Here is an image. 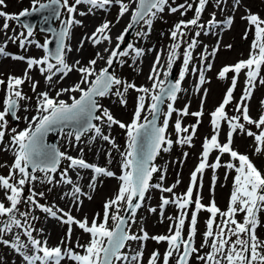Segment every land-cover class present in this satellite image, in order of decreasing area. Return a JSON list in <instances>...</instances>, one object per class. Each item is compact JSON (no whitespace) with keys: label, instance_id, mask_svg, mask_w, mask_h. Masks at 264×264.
Listing matches in <instances>:
<instances>
[{"label":"snow or ice","instance_id":"6c2138e0","mask_svg":"<svg viewBox=\"0 0 264 264\" xmlns=\"http://www.w3.org/2000/svg\"><path fill=\"white\" fill-rule=\"evenodd\" d=\"M113 3L119 5V13L117 23L130 10V4L135 3L136 7L131 10V19L126 28L116 37L115 48H105L104 52L108 53L107 58L97 52L95 58L89 60L87 64H82L80 60H76L73 64H68L66 61V53H70L72 48L66 43L70 36V30L74 25H81L82 21L74 18L77 13V6L86 4L89 5L88 12L92 9H105L106 6H111ZM168 0H129V3H124V0H74V3L69 0H48V3H41L40 0H32L31 10L25 9L18 15L8 14L0 11V18L4 19L2 29L7 33L9 29V21L19 20L20 17H27L35 13H48L44 16L45 22L50 19H59L61 9H65L67 18L61 21L59 31L48 29L55 38L56 47L52 51L49 45L52 40L46 39L41 45L38 42L32 41L29 38L33 36V28L31 25H23L27 29V34L21 32L19 36H9L8 40L16 42L19 40L21 48L26 46V43H36L38 48H43L46 53L43 57L28 58L25 56H13L12 59L24 61L26 69L22 77L9 75L7 82L0 79V85L6 83V98L4 100V109L0 111V141L3 140L5 132L2 130L6 124V117L11 115L12 118L18 119L16 112L19 108V102L29 100L30 97L24 95L21 86L26 81L31 83V90L35 93L38 82L32 81L29 73L35 68L45 77L46 84L59 83L72 72L79 74V81L68 88H62L56 91L55 96L50 95L49 91L37 93L36 115L28 122V127L24 130L16 132L12 137V143L15 146V159L12 164L9 175L7 177L0 176V189L4 190L5 199L9 202L8 206L0 202V217L6 218L0 221V244L13 249L16 253L23 257L26 264H61V261L67 256L76 264H114V261H131L133 264H140L143 257V244L140 251L135 255L128 257L123 254L124 249L129 241H147L149 239L160 242H167L168 248L163 256V264H169L170 257L177 254L178 259L176 264H189V259L193 253H198L199 249L195 247V236L197 234V214L200 211L209 213V218L206 220V231L203 234V242L201 247H208L210 251L203 256H198V259L204 264H264V241L258 239L256 229L258 227L257 213L264 207V175L254 166L250 158L245 154H240L232 148L233 133L245 131V123L247 125H255L257 129H261L259 134L252 131H247L249 137H254L255 152L260 153L264 148V114H261L258 120H253L250 116V106L247 101L252 98L253 91L256 86L257 78L260 75L262 66H264V20H261L255 14H249L244 17L250 25L255 26V38L252 44V51L249 58L245 61H239L234 65H225L218 72V79L225 80L229 73H234L231 78L230 87L227 89L222 103L210 114V122L214 134L211 138H205L203 150L200 158V163L191 173L190 184L186 192L177 196L173 192L176 185L170 187H162L161 184L151 185L153 173L159 171L153 165V161L161 150L168 151L171 148L172 141L166 138V131L169 127V119L177 109L174 108V102L177 99V94L181 91V82L185 79V74L189 70V64L193 58L192 50L196 47L195 39L188 43L187 48L183 52V67L179 72L177 80L170 81L167 78L172 74L173 65L179 58L178 50L181 48L183 38L185 37L186 29L192 27L205 28L204 24H200L201 14L203 13L208 0H199L198 6L195 8V16L191 20H181L176 23L171 32L170 39L174 43L170 46L166 68L161 65L162 52H158L155 61L150 70L148 79L152 82L151 89L145 86H137L135 83L123 81L116 77L114 73L109 71L112 68L114 60L120 57H127L130 53H134L135 58L144 55L143 49L134 48L132 44H128L125 50H121V45L125 42V37L128 31L134 25L144 22L151 27L152 19L157 13L162 12ZM4 4V0H0V5ZM185 5L170 8V12L175 13ZM192 5L188 4L185 12L191 10ZM88 12H80L83 16ZM227 26H231L233 20H227ZM217 21L213 14L212 19L207 22V27L216 26ZM111 31V22L105 21L90 35L82 39L77 51L84 46L85 40L90 42L93 47L107 42L112 43V38L109 35ZM197 31L195 36H200ZM139 35V34H138ZM247 33L245 34V38ZM6 43L0 46V56H6ZM229 48L231 45L228 46ZM218 51V46L213 50L211 55L214 57ZM207 57H202L206 59ZM104 60V67L97 68V63ZM54 61V62H53ZM123 65L124 61H120ZM159 66V68H158ZM207 70H211L212 65L207 64ZM196 69H193L195 71ZM243 70L245 72L246 82L243 94L240 101L235 105V111L239 113L237 116L229 117L225 111L233 100V92L237 87L238 77ZM161 71L165 77L160 79ZM59 76L58 80L54 81V77ZM206 82L204 70L200 71L199 83L203 85ZM264 84V78L259 81ZM81 85H84L82 87ZM113 90H115L113 92ZM129 90H134L139 95L134 110L133 118L129 124H125L111 114L107 108H103L98 103V97H105L110 94H115L120 98L121 105H126L125 98ZM199 90V89H198ZM65 93H79L77 98L74 95L69 96L71 103L64 99H59ZM207 95V90L204 91ZM150 99L147 111L151 116L143 117L145 111V102ZM167 103V111L162 113L161 106ZM264 105V101L261 102ZM203 102L201 110L189 113L188 107L179 111L180 116L192 115L197 118V124L189 126L191 128L190 135L182 137L178 140L180 144H191L192 137L196 133V128L200 122V117L203 116ZM99 113V114H97ZM163 114L164 119L162 124L158 126L157 121L160 115ZM241 119L244 123H241ZM99 121L100 124L94 123ZM226 121L229 127L227 133V142L221 143L218 139L220 135L221 122ZM106 124L108 128L117 125L124 129L127 134L126 151L121 153L122 156V174L118 177L120 185L114 198L107 200L103 206V217L97 213L93 216L91 222L85 216L82 219H76L70 212H65L56 204L48 206L41 204L37 197L43 199L45 193L43 191H31L27 196V201L23 200L25 193V185L37 180L40 183L53 184V176L57 172L58 165L61 160H67L68 166L60 174V181L63 184L72 185V191L61 195V199L69 197L79 203V196L86 195L81 188L74 184L69 176V169L76 170H91L93 175L90 178L88 187L95 190L98 178L114 177L115 173L106 167L90 164L83 158H77L67 155L66 152L60 151L54 146L45 143L46 135L54 130L63 131L64 127L74 126V132L67 133L69 143L72 137L77 143L81 141L84 134L94 132L92 139L97 137L102 138L115 147V142L109 135L102 132L100 125ZM189 127H182L180 119L175 122V131L177 134L188 133ZM167 145V147H164ZM215 150L220 155L229 154L233 161H239L237 167L233 163H228L226 167L232 169L235 167L237 175L234 178V189L230 196L229 206L226 211H222L216 204L214 198L210 200L208 205L202 203V196L198 192L195 200H193V191L197 187L198 174L200 176V188L203 187V174L206 168H211L213 171L221 166L220 156L216 157L214 163L209 164L208 158L210 153ZM186 155V154H185ZM111 156V153H108ZM31 168V172H29ZM40 171L44 173L43 178L37 177L35 173ZM17 175L19 178L17 179ZM79 177V172H77ZM163 180V176L161 177ZM216 177H212L211 193H214ZM179 184V180H177ZM151 187L159 189L161 192L171 193L172 198L161 196L160 213L163 215V210L169 204H174L179 210V215L175 218L174 225L169 226V235L149 236L141 227L142 235L132 233L131 226L136 224V213L141 208L142 202L145 199V194ZM52 189L49 188L48 191ZM91 199V196L87 197ZM134 201H136L134 203ZM22 202L30 203L32 208L28 212H19L18 206ZM194 204L192 211L187 237L183 233L185 220L188 216V209ZM39 209L47 216L59 220L60 223L67 225V237L70 239L73 226H76L83 233L89 234L90 240L87 245H77L82 247L84 254L74 253L71 249L62 251L60 246L49 247L48 241L36 239L33 237L34 231L43 232V229L37 230L29 222L31 211ZM121 211L124 215H120ZM151 212H156L157 209H149ZM17 213L24 218L22 223L17 218ZM238 213H244L243 222L237 221L235 218ZM59 214V215H58ZM217 217L220 222L217 223ZM37 217L31 216V220H36ZM112 221V226H109V220ZM173 220V217H169ZM215 225V230H214ZM174 227V231H173ZM13 228L20 229L12 239H4V236L11 234ZM21 234L27 237V243L21 241ZM235 237V239H232ZM211 240V243H209ZM63 243V241H61ZM31 248L32 255H28L24 249ZM160 258L159 252H153L148 260V264H157Z\"/></svg>","mask_w":264,"mask_h":264},{"label":"rangeland","instance_id":"374dc122","mask_svg":"<svg viewBox=\"0 0 264 264\" xmlns=\"http://www.w3.org/2000/svg\"><path fill=\"white\" fill-rule=\"evenodd\" d=\"M47 0H40L44 2ZM70 4L74 3V0H69ZM199 0H168V3L164 6L162 12L157 13L154 19H152L151 27L144 22H140L130 37L125 40L124 44L121 45V50H125L128 44H132L134 48L143 49L144 55L135 58L134 53H130L127 57H120L118 60H114L112 68L109 69L111 73H114L116 77L123 81L132 82L136 85L141 84L142 86L151 89L152 82L148 79L150 70L155 61L158 52H162L161 65L166 68V60L170 46L174 43L170 39V32L173 26L181 20L188 21L194 18L195 8L198 6ZM124 3H129V0H124ZM188 4L192 5L191 10H187L185 15H181V12H185V8ZM179 5H185V8H181L179 11L172 13L170 8L178 7ZM89 5L82 4L77 6V13L73 14L76 20L82 21L81 25H74L70 30V36L66 43L72 47L74 39H85L90 36L87 30L91 27L99 26L105 21L111 22V31L109 35L113 39L115 34L120 28L123 27L124 22L127 18L126 13L117 23V17L119 13V5L113 3L111 6H106L105 9H92L88 12ZM32 8V0H4V4L0 5V11L8 14L18 15L25 9ZM80 12H88L86 15H79ZM213 14L215 20L220 23L219 26L211 28L207 27V22L212 19ZM249 14L257 15L261 20H264V0H208L203 13L201 14L200 24H204L205 28L201 29L198 27H192L186 29V35L183 38L181 48L178 50L179 58L173 65L172 73H174V80L179 78V72L183 67V52L187 48L188 43L195 39L197 41L196 47L192 50L193 58L189 64V70L185 74V79L181 82V91L177 94V99L174 102V108L177 112H174L172 117L169 119V127L166 131V138L172 141L171 148L168 151L161 150L153 161V165L159 169L156 173H153L150 181L151 185L161 184L162 187H170L176 185L173 192L177 196L183 195L189 184L191 173L200 163L202 154V146L205 138H211L214 134L212 125L210 122V114L222 103L223 98L227 89L230 87L231 78L234 73H229L228 78L225 80L218 79V72L225 65H234L239 61L247 60L252 51V44L255 38V26L250 25L244 17ZM67 18L65 9H61V16L56 19L54 26L57 27L61 19ZM231 18L233 23L231 26H227V20ZM131 19V18H130ZM129 19V20H130ZM130 22V21H129ZM4 19L0 18V46L5 45V51L8 53L6 56H0V79L7 82L9 75L22 77L26 69V63L24 61L14 60L13 56H25L28 58H41L46 53L43 48H38L36 43H26L24 48L20 47L19 40L12 42L8 40L9 36H19L21 32L27 34L21 24L17 20L9 21V29L7 33L2 29ZM199 31L200 36H195V33ZM247 36L245 38V34ZM139 34V35H138ZM49 34L38 31L37 28L33 29V36L29 39L40 43L41 45L48 39ZM87 54L82 55V64L95 58L97 45L93 47L90 42ZM107 44V42L102 43ZM108 45V44H107ZM231 45L229 48L228 46ZM116 43L113 48H115ZM218 46L213 57L211 53ZM202 57H207L202 59ZM72 59H69L68 53H66V61L68 64H72ZM120 61H124L121 65ZM54 62V61H53ZM211 64V70H207V64ZM102 66H106L105 62ZM98 67V63L97 66ZM159 68V66H158ZM193 69H196L193 71ZM204 70L206 82L203 85L199 83L200 71ZM243 70L238 77L237 87L233 92L232 102L226 106L225 111L229 117L237 116L239 113L235 111V105L240 101V97L243 94L245 87L246 76ZM29 75L32 81L38 82L36 92L31 90V83L26 81L21 86L25 96L30 97L29 100H23L19 102V108L16 112L18 119L12 121L10 115L6 117L7 124L2 129L5 132L3 140L0 141V176L7 177L9 175L10 168L14 163L15 159V146L12 143V137L15 135L13 129L16 132L24 130L28 126V121L36 114L37 104V93L43 91H49L50 95L55 96L56 91L62 88H68L80 79L77 72L70 73L67 77L61 80L59 83L46 84L45 77L42 76L38 69H33ZM163 71H161L160 79L164 80ZM264 78V66H262L260 75L257 78L256 86L252 94V98L249 103L250 116L253 120H258L261 114H264V84L259 81ZM59 76L54 77V81L58 80ZM168 79V78H167ZM84 87V85H81ZM199 89V90H198ZM207 90V95H204V91ZM115 90H113L114 92ZM74 95L77 98L79 93H65L59 99H64L71 103L69 96ZM138 93L134 90H129L125 98L127 100L126 105H121L120 98L115 94H110L105 97H98V103L107 108L111 114L117 120L129 124L133 118L134 110L137 103ZM6 98V83L0 85V111L4 109V100ZM203 102V116L200 117V122L196 128V133L192 137L191 144H180L178 140L182 137L190 135L191 128L189 126L197 124V118L192 115L180 116L179 111L183 110L185 106L188 107L189 113L197 112L201 110V104ZM151 103L150 99L145 102V111L142 113L143 117L150 115L147 111L148 105ZM167 103L162 109V113L167 111ZM99 114V113H97ZM164 119L163 114L160 115L159 125L162 124ZM180 119L182 127H189L188 133L177 134L175 131V122ZM96 124H100L99 121H94ZM241 123L244 121L241 119ZM102 132L105 135H109L110 138L115 142L113 144L104 141L102 138L97 137L92 139L94 132H88L84 134L81 141L77 143L72 137L71 143L67 136L68 131H64L61 135L57 136V146L62 152H66L67 155L83 158L90 164H96L98 166L106 167L110 171L115 173L114 177H101L98 178L95 190L88 187L89 181L93 173L91 170H72L69 169V176L72 178L74 184H77L83 193L86 195L79 196V201L65 197L61 199V195L66 192L72 191V185L63 184L60 181V174L68 166L67 160H61L58 165L57 172L51 174L53 176V184L40 183L39 180L26 184L25 193L23 200L27 201V196L30 195L31 191L34 190L37 193L43 191L45 197L43 199L37 197L41 204L51 206L56 204L59 208L64 209L65 212H70L76 219H82L85 216L89 222L93 219L95 214H99L100 218L103 217V206L104 203L114 198L118 191L120 181L118 177L122 174V156L121 153L126 151L127 134L124 129L119 128L117 125H113L108 128L106 124L100 125ZM264 127V126H262ZM229 127L226 121L221 122V128L219 130L220 135L218 137L221 143L227 142V133ZM247 131H252L255 134H259L261 129H257L255 125H247L245 123V131L233 133V144L232 148L240 154L247 155L254 166L264 175V150L260 153L255 152V140L254 137H249ZM167 147V145H164ZM264 148V146H262ZM111 153V156H108ZM186 154V155H185ZM220 156L221 166L215 171L211 168H206L203 174V187L200 188V176L198 174L197 187L193 191V200H195L197 193L199 192L202 196V203L208 205L210 200L214 198L217 206L222 210L226 211L229 206L230 196L234 189V178L237 175L235 167L228 169L226 165L233 163L237 167L239 161H233L229 154L225 153L220 155L217 151L213 150L208 158V163H214L217 156ZM79 172V177L77 176ZM37 177L43 178L44 173L37 171L35 173ZM215 175V186L214 193L210 192L212 188V177ZM163 176V180L161 177ZM19 176L17 175V179ZM179 180V184H177ZM51 188V191L48 189ZM171 193L161 192L155 187H151L145 194V199L142 202V206L137 210L136 221L137 223L131 226L132 233L142 235L140 228L142 227L149 236L158 235H169V226L174 225L175 218L179 215V210L174 204H169L163 210V215L160 213V201L161 196L171 199ZM91 196V199L87 197ZM0 202H3L8 206L9 202L5 199L4 190L0 189ZM19 212H28L32 206L30 203L22 202L19 206ZM155 208L156 212H151L149 209ZM194 204L189 207L188 216L185 220V227L183 235L186 238L192 211ZM123 214L121 211L120 215ZM59 215V214H58ZM209 213L206 211H200L197 214V234L195 236V247L199 249L198 253H193L189 259V264H204L203 261L198 259V256H203L210 251L208 247H201L203 242V234L206 231V220L209 218ZM244 213H238L236 219L239 222H243ZM31 216L37 217L36 220H31ZM29 222L37 230L43 229V232L34 231L33 237L36 239L47 240L49 247L60 246L62 251L71 249L74 253L84 254L83 248L77 245H87L90 236L89 234L83 233L82 230L73 226L71 238L67 237V225L60 223L59 220L53 219L46 214L42 213L39 209L31 211ZM169 217H173V220H169ZM17 218L24 222V218L17 213ZM6 218L0 217V221ZM258 227L256 234L258 239L264 241V207L257 213ZM220 222V218L217 217V223ZM109 226H112L111 219L109 220ZM173 227V231H174ZM215 230V225H214ZM21 232L20 229L13 228L11 234L4 236V239H12L13 236ZM232 239H235L233 237ZM21 241L27 243V237L21 234ZM63 241V243H61ZM211 243V240H209ZM141 244H143V257L140 264H148V260L153 252H159L160 258L157 260V264H163V256L167 251V242L157 243L154 240L147 241H129L124 249L123 254L131 257L140 251ZM28 255H32L31 248L24 249ZM178 259L177 254H173L169 259V264H176ZM0 264H26L23 257L16 253L13 249L0 244ZM61 264H76L67 256L61 261ZM114 264H133L129 261H114Z\"/></svg>","mask_w":264,"mask_h":264},{"label":"water","instance_id":"95a60500","mask_svg":"<svg viewBox=\"0 0 264 264\" xmlns=\"http://www.w3.org/2000/svg\"><path fill=\"white\" fill-rule=\"evenodd\" d=\"M41 3H48V0L47 1H44V2H41ZM29 10H31V9H29ZM45 15H48V13H46V12L45 13H35V14L29 15L27 17H20V19L17 20V21L21 24V26L25 30H27V29L23 25L27 24V25H31L33 29L37 28L38 31H40V32L48 33L49 34L48 39L52 40V43L49 45V48H50V50L54 51L55 50V47H56L55 38L52 36L51 32L48 31V29L51 28V29H55L56 31H59L60 30V27H61V21L62 20H65V19L64 18L61 19V21L58 24V26L55 27L54 26V23H55L56 19H50L47 22H45V20H44V16ZM138 25L139 24L134 25L133 28L128 31V34L125 37V40H127L130 37V35L134 32V30L136 29V27ZM168 80L173 81V82L175 81L174 80V73H172L168 77ZM164 104L161 106V109H163ZM10 118H11L12 121H15L16 120L15 118H12L11 115H10ZM149 119H151V116H150ZM159 119H160V117H159ZM159 119L157 121L158 126H159ZM74 130H75L74 129V126H69V127H64L62 132L60 130L51 131V132H49L46 135V137H45V143L48 144V145H50V146H54V147L58 148V146H57V136L61 135L64 131H68V132L73 131L74 132ZM29 172H31V168H29ZM135 202L136 201H134V203ZM123 215H124V213H123Z\"/></svg>","mask_w":264,"mask_h":264},{"label":"bare ground","instance_id":"6f19581e","mask_svg":"<svg viewBox=\"0 0 264 264\" xmlns=\"http://www.w3.org/2000/svg\"><path fill=\"white\" fill-rule=\"evenodd\" d=\"M135 7H136V4H135V3L130 4V10H129V12H128V15H127V18H126V20H125V22H124V25H123V27L120 28V29L118 30V32L115 34V36H114L113 39H112V43H111L110 45L107 43L108 45H107V44H103V45H100L99 47H98V46L96 47V50L99 51V52H101V53L105 56V58H107L108 53L104 52V49H105V48H113L114 44L117 42V41H116V37L119 36L120 33H121V32L126 28V26L129 24V21H130L129 19L131 18V10L134 9ZM219 25H220V23L217 22L216 26H219ZM96 27H98V26L91 27L90 30H87L88 33L92 34V33L94 32V30L96 29ZM80 42H81V40H80L79 38H78V39H74L73 46L71 47V48H72V51H71L70 53H68V55H69V59H72V60H71V61H72V64H73L76 60H80V61H81V59H82V55H83V54H87V52H88V49H89V43H88L87 40H85V43H84L83 48H82L81 50L77 51ZM103 63H104V60H100V61H98V67H97V68H101V67H103V66H102ZM164 79H165V78H164ZM137 86H142V85L139 84V85H137ZM67 102H69V101H67ZM35 115H36V114H35ZM27 127H28V126H27Z\"/></svg>","mask_w":264,"mask_h":264}]
</instances>
